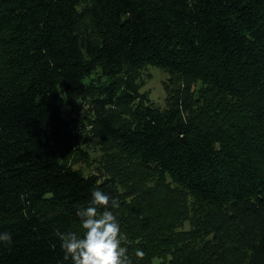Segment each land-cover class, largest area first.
Wrapping results in <instances>:
<instances>
[{"label": "trees", "instance_id": "obj_1", "mask_svg": "<svg viewBox=\"0 0 264 264\" xmlns=\"http://www.w3.org/2000/svg\"><path fill=\"white\" fill-rule=\"evenodd\" d=\"M145 66L169 74L164 110L132 75ZM88 99L92 136L134 184L123 194L124 179L57 155L64 107ZM159 185L174 224L132 238L144 255L128 264H264V0H0V264H70L54 230L83 234L92 191L117 214L138 191L158 201ZM130 211L147 219L142 201Z\"/></svg>", "mask_w": 264, "mask_h": 264}, {"label": "rangeland", "instance_id": "obj_2", "mask_svg": "<svg viewBox=\"0 0 264 264\" xmlns=\"http://www.w3.org/2000/svg\"><path fill=\"white\" fill-rule=\"evenodd\" d=\"M132 75L139 85L140 93H145L150 101L161 110L166 109L165 87H167L169 82V74L160 68L145 66ZM125 77H127V73L119 79ZM90 80L96 83V85L99 84V86L106 85L109 81L102 77L99 72H96ZM63 115L68 123V128L62 141L56 146V152L60 161L79 170L84 175L103 172L104 174H111L118 179H124L122 180L123 186L120 188L122 194L124 193V189L133 188L134 184H131L132 182L127 180L128 175L124 160L122 159L123 156H120V152L111 147L108 141H98L92 136L98 122L96 106L93 100H80L71 106H65ZM104 115L107 116V118L117 121V123L121 122L126 117L125 109L120 108L113 109L106 107ZM162 189H165L163 185L157 187L156 195H158V201L154 200V202H149L144 197V194L141 193L144 190L138 191L136 200L126 197L122 204V212H117L116 214L121 226V233L123 236L122 244L125 242L126 246L124 247L128 250L126 253L128 259L133 258L140 261L143 258L135 257L134 251L136 248L134 249L131 242L132 238L141 239L145 233H148L147 235L150 237L158 236V239L159 237H167L168 232H165L164 235L160 233L157 235L154 233L153 228H156V230L162 229L166 221L174 224L173 218L168 215V210H165L169 208L167 201L165 203L160 202L161 195H165ZM138 201H142L143 207L147 210L146 214L148 215H144L147 219L144 221L137 218L136 212L130 211L132 205L138 204ZM156 204H159L156 207L157 212L150 214L151 208ZM190 209L192 211L191 205ZM127 210L129 212H127ZM142 223L143 225L151 223V230L153 231L151 232L145 229ZM189 227L190 224L185 223L183 229H188ZM164 249L167 251L166 248ZM157 255L155 257H157ZM152 263L159 264V260L153 258Z\"/></svg>", "mask_w": 264, "mask_h": 264}, {"label": "clouds", "instance_id": "obj_3", "mask_svg": "<svg viewBox=\"0 0 264 264\" xmlns=\"http://www.w3.org/2000/svg\"><path fill=\"white\" fill-rule=\"evenodd\" d=\"M119 206L118 200L104 190L97 188L92 191L89 205L75 212L84 230L83 234L61 231L59 228L54 230L64 253L63 261L70 264H128V250L122 246L121 226L111 210ZM11 243L12 234L0 232V244ZM136 255L143 257V250L138 249Z\"/></svg>", "mask_w": 264, "mask_h": 264}]
</instances>
